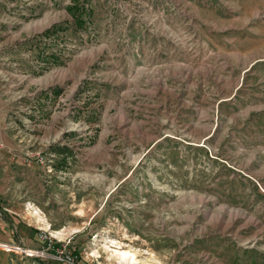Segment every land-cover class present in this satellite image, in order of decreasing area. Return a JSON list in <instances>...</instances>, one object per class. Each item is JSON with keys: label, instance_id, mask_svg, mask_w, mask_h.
I'll return each instance as SVG.
<instances>
[{"label": "rangeland", "instance_id": "rangeland-1", "mask_svg": "<svg viewBox=\"0 0 264 264\" xmlns=\"http://www.w3.org/2000/svg\"><path fill=\"white\" fill-rule=\"evenodd\" d=\"M0 264H264V0H0Z\"/></svg>", "mask_w": 264, "mask_h": 264}, {"label": "built area", "instance_id": "built-area-1", "mask_svg": "<svg viewBox=\"0 0 264 264\" xmlns=\"http://www.w3.org/2000/svg\"><path fill=\"white\" fill-rule=\"evenodd\" d=\"M41 239L43 240V243L40 248L36 249V253L40 256L45 257L48 260H59V261H64V262H72L73 259L69 254H64V251L61 252H55L53 250L55 246V241L53 237H51L48 234L42 233L41 234ZM23 253L26 255L31 256L32 254L30 253L31 250H22ZM54 252V253H53ZM33 256V255H32Z\"/></svg>", "mask_w": 264, "mask_h": 264}, {"label": "trees", "instance_id": "trees-1", "mask_svg": "<svg viewBox=\"0 0 264 264\" xmlns=\"http://www.w3.org/2000/svg\"><path fill=\"white\" fill-rule=\"evenodd\" d=\"M74 6H70V11L73 12V15L75 17V20L77 22V26L78 27H85L86 21L84 19V16L86 14H89V10L86 9L85 7H82V5H79V3H75L72 4ZM63 151H59L61 153H64V149H62Z\"/></svg>", "mask_w": 264, "mask_h": 264}, {"label": "bare ground", "instance_id": "bare-ground-1", "mask_svg": "<svg viewBox=\"0 0 264 264\" xmlns=\"http://www.w3.org/2000/svg\"><path fill=\"white\" fill-rule=\"evenodd\" d=\"M127 257L130 258V261H134L135 260V254H132L129 256V252H121L120 254V258L126 259Z\"/></svg>", "mask_w": 264, "mask_h": 264}, {"label": "crops", "instance_id": "crops-1", "mask_svg": "<svg viewBox=\"0 0 264 264\" xmlns=\"http://www.w3.org/2000/svg\"><path fill=\"white\" fill-rule=\"evenodd\" d=\"M38 245V244H37ZM41 246V244L39 243V245L38 246H36L35 248H38V247H40Z\"/></svg>", "mask_w": 264, "mask_h": 264}]
</instances>
